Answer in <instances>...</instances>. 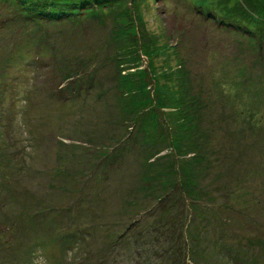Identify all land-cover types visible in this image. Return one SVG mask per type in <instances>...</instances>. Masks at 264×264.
I'll list each match as a JSON object with an SVG mask.
<instances>
[{
    "label": "rangeland",
    "instance_id": "374dc122",
    "mask_svg": "<svg viewBox=\"0 0 264 264\" xmlns=\"http://www.w3.org/2000/svg\"><path fill=\"white\" fill-rule=\"evenodd\" d=\"M0 264H264V0H0Z\"/></svg>",
    "mask_w": 264,
    "mask_h": 264
},
{
    "label": "trees",
    "instance_id": "16d2710c",
    "mask_svg": "<svg viewBox=\"0 0 264 264\" xmlns=\"http://www.w3.org/2000/svg\"><path fill=\"white\" fill-rule=\"evenodd\" d=\"M40 17L39 19L42 21L48 20V21H58L56 17L57 14H55L53 11H49L47 8H44L40 10ZM166 209V208H165Z\"/></svg>",
    "mask_w": 264,
    "mask_h": 264
}]
</instances>
